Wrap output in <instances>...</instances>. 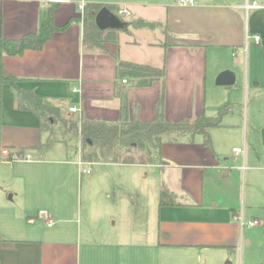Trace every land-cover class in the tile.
<instances>
[{"label":"crops","instance_id":"1","mask_svg":"<svg viewBox=\"0 0 264 264\" xmlns=\"http://www.w3.org/2000/svg\"><path fill=\"white\" fill-rule=\"evenodd\" d=\"M50 3L60 4L55 24L62 27L72 21L69 27L40 51L4 57L5 71L23 79L47 105L68 114L76 106L81 112L75 116L118 123L119 85L127 92L130 119L153 121L162 82L135 88L130 80L119 81L121 60L165 65L164 113L169 122L216 116L226 105L232 110L222 127L210 130L213 150L203 145L201 135L176 142L171 137L153 164L108 163L149 169L153 177L134 178L158 182L157 191L145 190L149 201L136 215L110 192L95 188L104 181L101 177L86 179L85 208L82 194L80 205L69 203L65 178H57L61 183L53 207H34L27 200L22 225L11 222L0 230V264H264V8L247 11V0H194L185 7L177 0H0V36L18 39L37 32L41 9ZM82 3H119L118 9L132 11L135 20L154 24L152 32L161 24L166 40L145 46V28L128 27L118 32L116 43L88 47ZM255 36L261 37L259 43ZM256 56L263 61L254 62ZM242 64L243 71L237 70ZM228 69L236 73V81L227 90L244 92V97L213 89L218 75ZM75 87L80 93H73ZM12 90L3 89L0 162L41 157L46 145L63 147L65 140L51 142L35 115L18 109ZM5 99L12 100L9 114L20 122L14 123L11 116L3 122ZM235 149L242 152L236 154ZM30 161L24 160L40 164ZM76 178L82 182L81 177L73 181ZM162 190L169 192L172 205H160ZM42 212L55 221L53 227L41 219ZM235 217L259 224L242 228ZM260 249L263 253L258 254Z\"/></svg>","mask_w":264,"mask_h":264},{"label":"trees","instance_id":"2","mask_svg":"<svg viewBox=\"0 0 264 264\" xmlns=\"http://www.w3.org/2000/svg\"><path fill=\"white\" fill-rule=\"evenodd\" d=\"M59 3H50L41 9L40 27L37 32L26 34L18 39L0 36V114L3 109V89L6 86L15 90L18 96V109L29 111L39 120L40 130L47 131V126H58L64 133H69L81 142V159L89 163L114 164H153L159 161L162 146L165 142H176L182 137L201 135L203 145L213 150L210 130L223 126V118L232 110V105H226L216 116L202 115L194 119H183L179 122H169L165 118V65L153 67L118 60L117 79L130 80L135 88L152 86L155 81L162 82L156 117L151 122H144L138 117L130 119L129 103L126 90L119 85L117 97L121 101L120 121L111 123L103 120H91L84 116H72L61 107L47 105L34 88L23 85L24 80L5 71V56H22L28 50L40 51L54 36L65 31L66 25L55 24L54 16ZM108 8L115 13V6L100 3L85 4L83 10L84 44L88 47L103 48L105 43H116L120 30L99 29L96 23L97 14ZM1 20V19H0ZM123 21V19H122ZM125 22V21H124ZM123 30H127L130 23ZM134 28H153L154 24L142 20L135 21ZM54 142L55 140H51ZM135 152L137 155H134ZM11 160V159H9ZM171 195L162 190L160 205H172Z\"/></svg>","mask_w":264,"mask_h":264},{"label":"rangeland","instance_id":"3","mask_svg":"<svg viewBox=\"0 0 264 264\" xmlns=\"http://www.w3.org/2000/svg\"><path fill=\"white\" fill-rule=\"evenodd\" d=\"M115 6V13L123 19L125 22L130 23L128 27L130 29L133 28L132 24L137 21L135 20L134 13L130 15H123L120 16L118 14L119 11V3L117 4H111ZM144 29V28H143ZM143 32V36L145 37L143 40V45L149 44V42L155 43V44H163L166 40L165 34H164V27L161 24H158L152 32L149 28H145ZM155 33V35H154ZM132 36H128L127 39L129 41H132ZM142 43V42H141ZM149 49V48H145ZM160 50V49H159ZM150 51H147L146 53L150 55ZM154 56V53L152 54ZM256 63H260L263 61L259 56L255 57ZM162 57L159 54V62H161ZM245 64H242L237 68V70L244 69ZM230 70V69H228ZM234 74H236L233 70ZM239 79H241V76H239ZM217 91V94L219 93H237V90H233L236 92H229L227 90V87H219L214 85V88ZM14 93V99H16V105H18V96L15 90H12ZM244 92L237 95L239 97H244ZM208 101L211 102V96L212 92L209 88L208 92ZM11 102H6L5 99V105L6 109L4 113L5 120L3 118V122L6 121L9 118V116L12 117L11 121L14 123L20 122L15 116L10 115L9 112L11 111ZM13 106V105H12ZM14 107V106H13ZM12 107V108H13ZM238 106L236 105V108ZM8 109V110H7ZM14 109V108H13ZM218 112V111H217ZM9 114V115H8ZM75 116V115H72ZM47 132L48 137H50L51 140L59 141V140H65L66 143L63 145H51L49 147L45 146V150L43 156L41 157H33L31 155V160L34 163H40V164H28L25 163V159H16L21 160L23 162H11L9 160L7 161H1L0 162V230L3 231V227H6L10 225V223H14V225H22L23 216L25 214V211L27 210V207L25 206L26 201H30L34 207L38 206H48L53 207L55 205V193L58 192V189L61 182H57L60 178H65V181L62 185H67V189L69 190V196L67 200L72 205H80L81 201V194L83 197V208H85L86 204V195H87V178L88 177H101L104 179L102 183L98 182L97 185H95V188L97 190L104 189L108 193L110 192V197H114L118 202L120 200L121 207L123 205H126V209L130 210L132 212V215H136L137 211L142 209L145 205H147V202L149 201L150 195L146 199V194L149 191H157L158 190V182L155 184L154 181L149 178L148 180H142L135 179L134 177H153L151 175V172L149 169L144 168H135L130 166H121V165H111L108 163H93L89 166L91 169V173H85L83 171V167L79 165V161L81 160V142L80 138L75 137L72 134L64 133L60 127L55 126H47ZM54 141V142H55ZM51 143V142H50ZM51 147H55L51 150ZM57 147V148H56ZM50 149V150H49ZM134 155H137L135 152H133ZM35 156V155H34ZM31 162V161H28ZM22 175L23 177H18ZM75 177H81V181L76 180L73 181ZM18 178L22 179L23 182H19L17 180ZM84 179V181H83ZM38 182V184L36 183ZM82 183V185H81ZM157 185V186H156ZM145 190L147 192H145ZM160 192V188H159ZM16 194V197H12V195ZM99 198H102V196H99ZM119 199V200H118ZM30 220H33L32 218ZM13 225V224H12ZM131 228V225H130ZM133 229V228H132ZM0 231V232H1ZM258 252V254L263 253L262 249ZM144 264V261L142 262ZM147 264H151V262L147 261ZM234 264H238L237 261H235Z\"/></svg>","mask_w":264,"mask_h":264},{"label":"built area","instance_id":"4","mask_svg":"<svg viewBox=\"0 0 264 264\" xmlns=\"http://www.w3.org/2000/svg\"><path fill=\"white\" fill-rule=\"evenodd\" d=\"M177 3L182 6V7H185V6H191L194 4V0H177ZM84 7H85V4H81L80 8L82 10H84ZM264 6L262 4V0H247V4H246V9L247 11H252V10H260V9H263ZM118 14L120 16H123V15H129V11L127 9H119L118 11ZM254 40L259 43L260 40H261V37L260 36H255L254 37ZM125 84L127 83V80H124L123 81ZM73 93L75 94H78L80 93V89L78 87H75L73 89ZM69 113L72 114V115H77V114H80L81 110L76 107V106H72L68 109ZM234 152L236 154L238 153H241V149H235ZM19 159H25L27 161H30L32 158L31 156H27V157H18ZM93 163H89V162H85L83 161L82 159L79 161V165L81 167H83V171L85 173H91V169L89 168L90 165H92ZM41 217V219L45 220L48 224L49 227H53L56 223L55 221L49 217V215L47 213H40L39 215ZM235 221H237L240 226L243 228V227H253V226H257L259 224V222L257 220H252V221H245L243 219V217H235L234 218Z\"/></svg>","mask_w":264,"mask_h":264},{"label":"water","instance_id":"5","mask_svg":"<svg viewBox=\"0 0 264 264\" xmlns=\"http://www.w3.org/2000/svg\"><path fill=\"white\" fill-rule=\"evenodd\" d=\"M96 23L100 30H122L126 27V23L116 15L114 12L110 11L108 8H103L96 16ZM236 78L235 74L226 70L221 72L217 79L216 84L221 87H229L235 84Z\"/></svg>","mask_w":264,"mask_h":264}]
</instances>
